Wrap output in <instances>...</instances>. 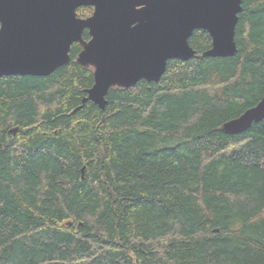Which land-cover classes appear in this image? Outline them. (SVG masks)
<instances>
[{"label": "trees", "instance_id": "obj_1", "mask_svg": "<svg viewBox=\"0 0 264 264\" xmlns=\"http://www.w3.org/2000/svg\"><path fill=\"white\" fill-rule=\"evenodd\" d=\"M234 40L202 56L194 30L192 58L102 109H75L77 43L49 75L0 76V264H264V118L222 130L264 95V0H242Z\"/></svg>", "mask_w": 264, "mask_h": 264}, {"label": "water", "instance_id": "obj_2", "mask_svg": "<svg viewBox=\"0 0 264 264\" xmlns=\"http://www.w3.org/2000/svg\"><path fill=\"white\" fill-rule=\"evenodd\" d=\"M82 6L93 7L85 18L76 14ZM241 11L242 0H0V76L49 75L70 61L78 43L76 61L92 67L93 84L75 109L88 100L102 109L110 88L156 82L168 60L192 58L196 51L188 39L194 30L211 37L202 56L234 55ZM263 118L264 95L222 130L238 133Z\"/></svg>", "mask_w": 264, "mask_h": 264}]
</instances>
